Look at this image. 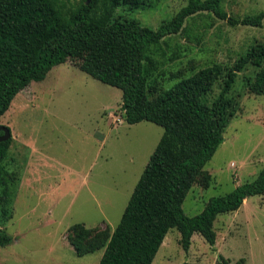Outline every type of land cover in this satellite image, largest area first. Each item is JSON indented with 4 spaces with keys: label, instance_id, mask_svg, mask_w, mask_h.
Wrapping results in <instances>:
<instances>
[{
    "label": "rangeland",
    "instance_id": "rangeland-1",
    "mask_svg": "<svg viewBox=\"0 0 264 264\" xmlns=\"http://www.w3.org/2000/svg\"><path fill=\"white\" fill-rule=\"evenodd\" d=\"M59 1L66 17L82 2ZM188 1L153 0L142 9L121 3L111 16L156 30ZM221 7L229 17L243 19L264 12V0H225ZM258 45H264V18L261 27L231 26L211 14L188 19L180 34L148 51V98L156 99L201 68L218 64L230 69ZM259 70L248 65L238 73L229 94L236 114L204 167L208 188L195 182L182 204L187 216L201 213L211 197L253 181L264 166V93H253L248 84ZM219 92L216 83L207 101ZM120 105V90L92 79L71 62L53 67L43 81L17 94L0 118L11 134L7 159L0 166V229L12 237L8 246L0 247V264L99 263L103 250L74 254L68 230L82 224L114 231L163 134L150 122L125 123ZM214 231V248L193 235L185 252L178 231L171 229L151 264H216L219 256L231 264L239 259L264 264V196L249 197L237 211L218 215Z\"/></svg>",
    "mask_w": 264,
    "mask_h": 264
},
{
    "label": "trees",
    "instance_id": "trees-1",
    "mask_svg": "<svg viewBox=\"0 0 264 264\" xmlns=\"http://www.w3.org/2000/svg\"><path fill=\"white\" fill-rule=\"evenodd\" d=\"M224 1L189 0L153 30L136 20L111 16L121 3L142 9L151 7L153 0H82L68 17L59 0H0V118L30 83L43 81L53 67L71 62L92 79L121 91L125 123L146 121L163 129L114 231L109 234L82 224L69 228L67 241L77 257L103 250L98 264H151L174 228L185 252L193 235L214 248L217 216L237 211L249 197L264 196L263 166L253 181L211 197L198 215L187 216L182 210L195 182L209 186L204 167L236 114L229 94L238 73L248 65L260 68L248 84L253 93H264V45L249 48L230 69L213 64L181 79L154 100L147 94L145 61L152 63L148 51L180 34L188 19L211 14L231 26L261 27L264 12L234 19L222 9ZM216 83L220 92L208 102L206 96ZM10 141L0 143V166L7 159ZM11 242L12 237L0 229V247ZM216 264L231 262L219 256ZM233 264L246 263L239 259Z\"/></svg>",
    "mask_w": 264,
    "mask_h": 264
},
{
    "label": "water",
    "instance_id": "water-1",
    "mask_svg": "<svg viewBox=\"0 0 264 264\" xmlns=\"http://www.w3.org/2000/svg\"><path fill=\"white\" fill-rule=\"evenodd\" d=\"M0 131L2 132V135L0 136V143L11 139V134L7 127L0 126Z\"/></svg>",
    "mask_w": 264,
    "mask_h": 264
},
{
    "label": "crops",
    "instance_id": "crops-1",
    "mask_svg": "<svg viewBox=\"0 0 264 264\" xmlns=\"http://www.w3.org/2000/svg\"><path fill=\"white\" fill-rule=\"evenodd\" d=\"M244 202H245V200H244ZM244 202H243V203H244ZM242 205H243V204H242Z\"/></svg>",
    "mask_w": 264,
    "mask_h": 264
}]
</instances>
